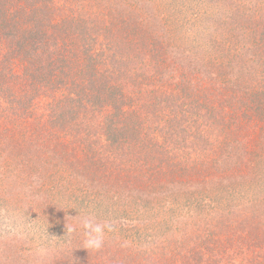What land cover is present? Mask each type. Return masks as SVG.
Returning a JSON list of instances; mask_svg holds the SVG:
<instances>
[{"label":"trees","instance_id":"obj_1","mask_svg":"<svg viewBox=\"0 0 264 264\" xmlns=\"http://www.w3.org/2000/svg\"><path fill=\"white\" fill-rule=\"evenodd\" d=\"M0 204V264H264V0H0Z\"/></svg>","mask_w":264,"mask_h":264},{"label":"clouds","instance_id":"obj_2","mask_svg":"<svg viewBox=\"0 0 264 264\" xmlns=\"http://www.w3.org/2000/svg\"><path fill=\"white\" fill-rule=\"evenodd\" d=\"M80 227L83 229L85 236L84 247L85 249H91L98 251L104 245L105 229L111 231V225L97 223L94 218H85ZM75 228L69 229V231H75Z\"/></svg>","mask_w":264,"mask_h":264},{"label":"rangeland","instance_id":"obj_3","mask_svg":"<svg viewBox=\"0 0 264 264\" xmlns=\"http://www.w3.org/2000/svg\"><path fill=\"white\" fill-rule=\"evenodd\" d=\"M6 213L3 211V207L2 205L0 204V215L1 216H4ZM10 226H12L13 228V231H17L20 227H21V220H18V221H15L13 219H11L10 221ZM22 225L24 227H27L25 224L22 223ZM9 229L6 228V222L5 221H2L0 220V235L4 232H8ZM6 234V233H5Z\"/></svg>","mask_w":264,"mask_h":264}]
</instances>
